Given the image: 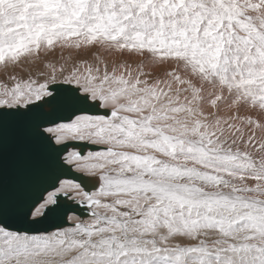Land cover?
I'll return each mask as SVG.
<instances>
[{"label":"snow or ice","instance_id":"snow-or-ice-1","mask_svg":"<svg viewBox=\"0 0 264 264\" xmlns=\"http://www.w3.org/2000/svg\"><path fill=\"white\" fill-rule=\"evenodd\" d=\"M0 264H264V0H0Z\"/></svg>","mask_w":264,"mask_h":264}]
</instances>
